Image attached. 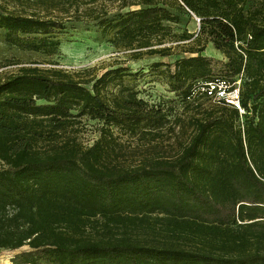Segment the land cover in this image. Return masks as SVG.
Instances as JSON below:
<instances>
[{"label":"trees","instance_id":"1","mask_svg":"<svg viewBox=\"0 0 264 264\" xmlns=\"http://www.w3.org/2000/svg\"><path fill=\"white\" fill-rule=\"evenodd\" d=\"M20 1L31 3L0 11L9 46L52 56L64 28L52 13H84L133 58L178 55L165 82L184 108L238 88L243 112L221 101L170 113L126 85L106 89L119 68L31 62L0 76V248L28 247L12 262L264 264V0ZM190 14L198 33L172 32ZM206 42L222 68L200 54ZM83 118L101 124L91 144L79 140ZM169 122L189 130L175 155L120 159L113 128L153 146Z\"/></svg>","mask_w":264,"mask_h":264},{"label":"rangeland","instance_id":"2","mask_svg":"<svg viewBox=\"0 0 264 264\" xmlns=\"http://www.w3.org/2000/svg\"><path fill=\"white\" fill-rule=\"evenodd\" d=\"M20 3V0H0V11H22L23 7L28 8L31 2L24 1L23 4ZM83 9L84 6H81L79 11L83 12ZM69 14L71 13L64 14L68 15L64 16L60 13H52V15L61 16L64 21L63 30L57 34L59 39L58 49L52 56H46L39 52L22 51L7 45L3 41V30L0 29V76L15 71L19 66L30 65L31 62H37L39 67L54 65L70 72L91 69V74L96 76L107 70L119 68L122 69L120 73H123L122 81L115 79L107 85L106 89L117 92L121 85H126L136 91L138 97L149 103L160 104L170 113H180L181 116L187 117L196 110L208 111L219 103L216 96L221 97V91L211 98L200 94L202 93L200 92L196 95L193 103L184 108L180 98L169 90L165 82L166 69L168 66H172L178 55H144L139 59L133 58L130 50L115 48L107 40L108 36L101 31L96 22L88 21L82 17L84 13H81L80 20H75ZM168 25L172 27L174 33H180L183 29H186L195 36L199 31L197 17L192 14L181 16L180 24L168 23ZM200 54L209 58L214 69L222 68L225 61L224 56L219 50L215 49L211 42L204 44V50ZM51 61H54L55 64H50ZM156 62L163 64L155 66ZM169 119L172 120L171 116H169ZM82 123L83 126L78 134L79 140L83 144H91L98 137V127L101 124L96 120L86 118H83ZM171 124L169 122L162 128L163 139L156 141L157 144L153 146L148 145L145 138L141 136H130L119 129L113 128L117 141L122 145L120 159L131 162L153 154H161L167 157L175 155L179 147L177 140L184 139L189 130L187 128V132L176 133L177 129L174 132L170 130ZM26 249H28L27 246L15 250L0 248V264H14L12 262L13 256Z\"/></svg>","mask_w":264,"mask_h":264},{"label":"built area","instance_id":"3","mask_svg":"<svg viewBox=\"0 0 264 264\" xmlns=\"http://www.w3.org/2000/svg\"><path fill=\"white\" fill-rule=\"evenodd\" d=\"M220 91L222 93L221 94L222 96L221 97L216 96L218 102L224 101L229 106L237 109L239 111V113L243 112V110L240 106V102H239L238 88H233L231 90H227V89L225 90L224 88H222V89L218 88L217 93H219Z\"/></svg>","mask_w":264,"mask_h":264},{"label":"water","instance_id":"4","mask_svg":"<svg viewBox=\"0 0 264 264\" xmlns=\"http://www.w3.org/2000/svg\"><path fill=\"white\" fill-rule=\"evenodd\" d=\"M197 21L199 22V19L197 18Z\"/></svg>","mask_w":264,"mask_h":264}]
</instances>
